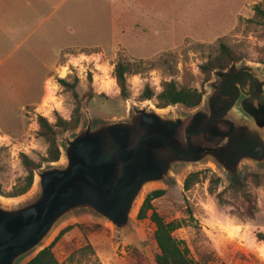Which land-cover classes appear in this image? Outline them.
Segmentation results:
<instances>
[{
	"label": "rangeland",
	"instance_id": "obj_1",
	"mask_svg": "<svg viewBox=\"0 0 264 264\" xmlns=\"http://www.w3.org/2000/svg\"><path fill=\"white\" fill-rule=\"evenodd\" d=\"M115 3L114 13L118 18L114 19L113 28L105 27L102 36L93 41L96 44L87 43L100 47L65 49L57 60L54 82L48 83L39 103L23 113L21 127L15 129L18 119H13L12 114H9L12 122L2 123L12 129L0 132L2 207L16 208L34 199L38 193L37 172L49 166H63L65 141L89 122L124 121L134 107L146 106L162 115L193 110L181 105L156 108L155 96L161 91L162 83L174 81L203 92L200 107L214 79L212 72L206 80L200 67L218 54L220 45H225L236 60L229 66L245 63L264 72V24L256 14L257 8L264 12V0H117ZM118 61L128 64L130 69L126 75V100L120 97L113 76ZM145 88L152 92V99L142 100ZM39 92L35 84L33 96ZM39 116L50 125L57 118L69 122L79 116V124L76 130L58 133L59 161L42 163L34 173L31 188L21 196L9 197L25 175L21 156L35 163L46 156L47 145L38 136ZM192 172L200 174L199 182L184 191L183 181ZM246 173L260 177L258 186L246 182L255 206L252 216L245 211L247 204L239 193L228 188L233 180L240 181ZM215 179L219 181L213 182ZM156 190L164 195L151 202L153 210L165 221L183 223L173 235L184 241L193 264H264V241L258 238L264 235V162L242 165L239 176L230 179L210 161L179 166L171 181L146 186L126 230L114 228L90 211L73 212L58 221L41 246L18 264H25L50 245L64 229L68 230L51 248L61 264H73L69 257L86 246L91 248L92 255L82 264H155L154 226L148 218L137 220L136 215L145 196Z\"/></svg>",
	"mask_w": 264,
	"mask_h": 264
},
{
	"label": "water",
	"instance_id": "obj_2",
	"mask_svg": "<svg viewBox=\"0 0 264 264\" xmlns=\"http://www.w3.org/2000/svg\"><path fill=\"white\" fill-rule=\"evenodd\" d=\"M213 76L203 104L190 112L134 107L124 121L89 122L67 139L64 165L37 172L34 199L0 205V264H18L73 212L126 230L143 189L171 181L179 166L210 161L232 179L242 165L263 163L264 72L243 63Z\"/></svg>",
	"mask_w": 264,
	"mask_h": 264
},
{
	"label": "crops",
	"instance_id": "obj_3",
	"mask_svg": "<svg viewBox=\"0 0 264 264\" xmlns=\"http://www.w3.org/2000/svg\"><path fill=\"white\" fill-rule=\"evenodd\" d=\"M115 1L0 0V132L12 130L2 123L16 117L15 129L21 127L23 113L54 82L65 49L100 47L87 43L113 28Z\"/></svg>",
	"mask_w": 264,
	"mask_h": 264
},
{
	"label": "trees",
	"instance_id": "obj_4",
	"mask_svg": "<svg viewBox=\"0 0 264 264\" xmlns=\"http://www.w3.org/2000/svg\"><path fill=\"white\" fill-rule=\"evenodd\" d=\"M256 14L261 18L264 24V12L257 8ZM234 61L236 60L232 56L230 50L222 44L219 46L218 54L201 65L200 70L206 77V80H208L213 71L226 69ZM129 71V65L119 61L113 68V76L119 89L120 97L124 100L128 98L126 75ZM59 82L61 85L66 86L63 80H59ZM152 97V92L148 88H145L142 94V100H150ZM202 97L203 92L198 91L196 88L190 87L189 85H177L174 81H168L162 83L161 91L155 96L156 108L164 109L168 106L181 105L186 109H194L200 105ZM37 123L39 127L38 136L42 138L47 145L46 156L42 158L39 163L33 162L25 155L21 156L25 175L20 178L18 183L13 187L8 195L9 197L14 198L21 196L31 188L34 181V173L41 167L42 163L50 164L59 161L61 153L57 142L58 133L76 130L79 124V116H74L69 122L57 118L54 125H50L43 117L39 116L37 118ZM199 175L198 172L189 173L183 181V190L189 191L197 184L199 182ZM218 181L219 179H215L213 182L217 183ZM247 181H250L254 186H258L260 177L255 173H246L240 181L233 180L232 183L228 185V188L239 193L243 202L247 204L245 211L249 216H252L255 212V206L246 188ZM163 195L164 192L161 190H156L146 195L136 215L137 220L148 218L154 226L152 238L157 248L154 262L155 264H193V260L190 258L189 250L184 241L178 240L173 235L176 230L182 227L183 223L178 220L165 221L162 216L158 215V213L153 210L151 202ZM67 230L68 229H64L61 231L50 245L40 250L25 264H61L54 257L51 248L55 241ZM258 238L264 241V235H258ZM88 255H92L91 248L89 246L83 247L75 251L69 257V262L73 264H82L83 261L89 260L87 257Z\"/></svg>",
	"mask_w": 264,
	"mask_h": 264
}]
</instances>
